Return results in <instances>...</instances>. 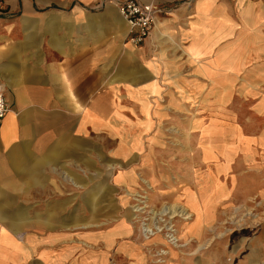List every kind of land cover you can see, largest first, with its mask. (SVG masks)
<instances>
[{"label": "crops", "instance_id": "obj_1", "mask_svg": "<svg viewBox=\"0 0 264 264\" xmlns=\"http://www.w3.org/2000/svg\"><path fill=\"white\" fill-rule=\"evenodd\" d=\"M121 1L0 0L9 105L0 126V264H108L114 245L136 260L122 241L131 211L123 191L142 180L170 186L176 164L184 170L192 158L210 178L183 176L169 195L192 211L187 198L196 200L198 231L228 195L218 181L230 175L242 194L259 184L250 170L234 174L264 164V0L225 8L218 2L227 0H154L164 10L139 45ZM209 131L204 139L222 142L198 143ZM159 148L173 152L171 173L156 160ZM208 179L216 185L201 184ZM115 222L118 231L79 235Z\"/></svg>", "mask_w": 264, "mask_h": 264}, {"label": "rangeland", "instance_id": "obj_2", "mask_svg": "<svg viewBox=\"0 0 264 264\" xmlns=\"http://www.w3.org/2000/svg\"><path fill=\"white\" fill-rule=\"evenodd\" d=\"M227 2L226 5L225 2L224 4L218 2V5L224 8L236 6L231 4L230 0ZM227 12H230V8H227ZM238 118L241 119L239 116ZM246 119L247 116L243 118V120ZM210 134L215 135L214 132L210 131L199 134L202 139L197 140V142H200L202 146L222 142L217 138L212 141L206 140L207 138L204 139ZM179 135L177 130L169 132L170 144L174 141V145H178L176 141H178ZM179 149H181L180 146L174 148L176 152L175 163L178 161L177 151ZM170 152H172L171 149L169 151V149L159 148V154L156 158L159 160L161 169H167L169 173L172 172L171 169L174 166L168 162V160L173 159L170 156L173 152ZM181 157L180 154L179 158ZM177 167L176 164L178 173H173L174 175L171 176L172 185L170 186L165 185L163 189H159L153 183L150 184L149 181L142 180L139 189L123 191L126 194L127 208L131 211H128L127 215L126 241L124 239L122 241L131 247L130 250L138 253V258L133 261L124 258V255L118 252L120 247L114 245L108 264H251V262L264 264V236L259 235L264 230V197L260 194L262 191L260 189L264 188V164H253L251 167L245 164L244 167L235 171L234 175L240 176L247 175L248 170L256 174L258 180L256 182L259 184L251 186L252 194H242L243 190H241L240 185L236 184V180L232 182L230 175L227 176V179L218 181L217 186L225 187L228 195L219 198L222 203L220 210L216 216L215 213H213L214 216L211 214L213 217L205 222V229L201 226L200 231H198V227L201 225L200 213L198 214L196 200L191 197L187 198V202L196 210L192 211L187 206L184 196H172L169 195V192L181 185L183 176L187 182L188 176L195 178L205 173L202 176L210 178L209 173L211 172L207 167L198 165L193 158L190 161V166L184 167V170H178ZM142 178L145 177L142 176ZM206 181H208V186L214 187L216 185L209 179L204 180L201 184L204 185L203 183ZM169 207L185 208L188 214L186 216L179 214L172 218L164 212L161 213L163 209ZM208 217L209 214L206 218ZM192 221L194 224L190 225ZM117 224L115 222L109 227L80 229L79 235L82 237V235H86L85 233L91 232L95 235L102 234L103 231L115 232L119 229ZM190 226L195 231L191 230ZM159 234L162 235L161 240L158 238Z\"/></svg>", "mask_w": 264, "mask_h": 264}, {"label": "built area", "instance_id": "obj_3", "mask_svg": "<svg viewBox=\"0 0 264 264\" xmlns=\"http://www.w3.org/2000/svg\"><path fill=\"white\" fill-rule=\"evenodd\" d=\"M119 9L129 26V41L139 45L152 33L157 14L164 9L155 5L154 0H123ZM9 111L6 91L0 84V126Z\"/></svg>", "mask_w": 264, "mask_h": 264}, {"label": "bare ground", "instance_id": "obj_4", "mask_svg": "<svg viewBox=\"0 0 264 264\" xmlns=\"http://www.w3.org/2000/svg\"><path fill=\"white\" fill-rule=\"evenodd\" d=\"M166 207V206H165ZM162 212H164V214L166 213V215H168V216H170V217H174V216H176V215H179V214H182L183 216L185 215H187L188 213H187V211L185 210V208H179V209H176V208H174V207H169V208H165V209H163L162 211H161V213ZM155 214H157V213H155ZM161 237H162V235L161 234H159L158 235V238H159V240H161Z\"/></svg>", "mask_w": 264, "mask_h": 264}]
</instances>
